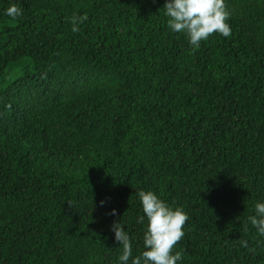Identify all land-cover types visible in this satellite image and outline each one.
Listing matches in <instances>:
<instances>
[{
    "label": "trees",
    "instance_id": "1",
    "mask_svg": "<svg viewBox=\"0 0 264 264\" xmlns=\"http://www.w3.org/2000/svg\"><path fill=\"white\" fill-rule=\"evenodd\" d=\"M164 3L0 0V264H118L119 221L140 255V189L189 216L179 264H264L247 220L264 200V0H226L231 35L195 51Z\"/></svg>",
    "mask_w": 264,
    "mask_h": 264
},
{
    "label": "clouds",
    "instance_id": "2",
    "mask_svg": "<svg viewBox=\"0 0 264 264\" xmlns=\"http://www.w3.org/2000/svg\"><path fill=\"white\" fill-rule=\"evenodd\" d=\"M163 9L168 29L172 33L184 34L193 51L213 34L231 35L226 0H165ZM22 11L17 4H11L5 14L16 19ZM86 20V15H74L71 30L78 32L79 25ZM136 195L143 213L137 217V222L145 225L144 251L133 256L132 238L120 221L114 223L111 231L121 248L118 264H179L182 253H173V248L185 235L184 225L189 220L186 211L181 206H172L152 190L140 189ZM111 214L115 215V210ZM247 220L258 235L264 237V200L254 204L253 214ZM240 244L247 247L246 240H241Z\"/></svg>",
    "mask_w": 264,
    "mask_h": 264
},
{
    "label": "rangeland",
    "instance_id": "3",
    "mask_svg": "<svg viewBox=\"0 0 264 264\" xmlns=\"http://www.w3.org/2000/svg\"><path fill=\"white\" fill-rule=\"evenodd\" d=\"M13 72L11 71L8 73L7 76L1 77L0 78V87H3L6 84H9L13 80Z\"/></svg>",
    "mask_w": 264,
    "mask_h": 264
}]
</instances>
